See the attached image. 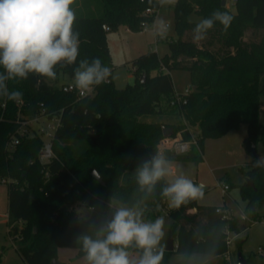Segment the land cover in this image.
Here are the masks:
<instances>
[{
	"label": "trees",
	"instance_id": "obj_1",
	"mask_svg": "<svg viewBox=\"0 0 264 264\" xmlns=\"http://www.w3.org/2000/svg\"><path fill=\"white\" fill-rule=\"evenodd\" d=\"M235 4L236 11L231 12L222 0H177L173 6L177 37L168 41L169 53L161 58L157 51L139 56L134 60L137 82L118 88L104 26L109 25V31L120 25L142 30L156 19V13L146 14V9L162 10L164 4L161 0H102L98 15L76 16L74 30L80 34L76 64L58 65L54 80L30 76L7 82L9 91L23 93V104L0 96V182L9 185V233L19 235L16 249L27 264H55L62 246L74 247L84 256L79 237L95 235L116 207L139 202L144 222L160 216L167 203L160 193L168 179L158 182L148 194L139 189L135 172L159 151L164 126L174 128L172 136L182 141L196 138L197 144L185 153L171 149L161 153L168 160L198 164L206 139L248 125L243 147L251 161L243 172L254 184L239 185L247 218L229 221L237 235L235 243L241 247L244 239L240 233L250 220L262 217L259 207L264 205V168L255 163L260 145L264 151V0H236ZM217 10L233 17L231 25L225 29L216 22L205 39L194 41L196 23ZM193 15L201 19L195 20ZM95 57L111 68L108 80L91 88L85 97L64 91L62 85L67 82L61 75L74 77L80 60ZM173 69L191 74V92L182 107L170 104L176 92ZM164 102L173 109L167 112L170 121L142 118L164 114ZM43 108L49 118H60L53 139L55 157L47 163L39 160L44 140L38 133L22 138L12 152L8 150L11 135L19 128L18 118L33 117ZM94 171L103 184L93 176ZM82 202L92 207L87 217L79 213ZM218 207L192 201L169 210L177 247L163 251L162 264H170L177 254L180 259L172 264H190L195 254L225 256V220ZM193 208L197 211L191 212ZM128 250L142 252L135 246Z\"/></svg>",
	"mask_w": 264,
	"mask_h": 264
},
{
	"label": "clouds",
	"instance_id": "obj_2",
	"mask_svg": "<svg viewBox=\"0 0 264 264\" xmlns=\"http://www.w3.org/2000/svg\"><path fill=\"white\" fill-rule=\"evenodd\" d=\"M75 0H0V96L13 102H22L23 93L9 91L10 80H27L40 76L54 80L58 65L76 64L79 56L80 34L74 30ZM174 0H161L171 3ZM233 17L227 12L214 11L202 18L193 28L194 41L205 39L208 30L219 22L227 29ZM169 25L163 20L155 22V35L163 38ZM111 68L99 57L80 60L74 68L77 89L90 90L108 80ZM256 166L264 168V159H257ZM172 174L170 161L157 151L143 161L135 172V179L142 192L151 194L158 182ZM160 195L169 207L179 209L192 201L204 198L202 184H196L185 175L176 177L163 187ZM144 210L139 202L133 206L116 207L95 235L79 237L86 264H162L165 220H142ZM142 250L138 258L130 256L129 248Z\"/></svg>",
	"mask_w": 264,
	"mask_h": 264
},
{
	"label": "rangeland",
	"instance_id": "obj_3",
	"mask_svg": "<svg viewBox=\"0 0 264 264\" xmlns=\"http://www.w3.org/2000/svg\"><path fill=\"white\" fill-rule=\"evenodd\" d=\"M177 0L171 3H164L162 10L157 15L158 19H163L169 23V30L167 37L159 42L156 48L155 36L152 26L142 30L132 31L127 33L124 25L108 31V42L112 59L114 63V70L112 77L118 88H124L127 85H134L137 82V75L135 74L134 60L142 54L151 51H157L161 57L169 53L168 41L177 37V31L174 22L173 6ZM71 7L75 10L76 16H92L98 15L102 8V0H75ZM227 7L231 12L236 11V4L234 0H227ZM195 20L201 19L198 15H193ZM157 71H152L155 74ZM176 92L183 93L185 89L191 87V74L185 69H173L170 71ZM62 81L74 82V77L68 75H61ZM75 83V82H74ZM20 105L22 102H18ZM173 109L167 107L164 102L162 111L164 114L152 115L142 117L148 121H168L169 116L167 112ZM21 117V116H20ZM22 117H26L23 115ZM171 120V119H170ZM169 120V121H170ZM50 125H57V121L47 117H43L39 122L34 123V127L39 129L41 127L52 131ZM248 135V125L242 124L236 129L230 130L227 134L220 137H210L206 139L204 144L203 159L198 164L193 160H169L171 163L172 174L167 176L168 181H172L176 175H185L192 179L196 184H202L206 187L204 189L205 195L201 200H197L199 204L203 205H222L228 203L234 212L239 215L245 208L246 201L242 198L240 193L241 184L248 179L243 169L249 168L251 156L245 151L243 141ZM259 152L264 154L262 145H260ZM218 180L229 183L232 187L230 195L223 196L221 188L218 186ZM8 189L9 185L2 181L0 182V264H27L16 249L17 240L13 233H9L8 226ZM169 207L166 203L160 216L165 220L164 237L161 240L160 247L163 251L166 248L168 238L172 230L173 219L169 216ZM260 213H264V205L259 207ZM79 213L83 216L90 215V209L79 207ZM249 229L241 235L244 239L241 247L234 242L230 246V260L225 261L223 256H210L205 254H195L191 257L190 264H238L239 253L248 261V264H264V218L259 221L250 220ZM22 223L19 224L21 228ZM247 236V237H246ZM132 258H138L140 254L137 251H131ZM74 247H59L58 261L61 264H86L84 256L78 253ZM180 255H174L170 264L178 261Z\"/></svg>",
	"mask_w": 264,
	"mask_h": 264
},
{
	"label": "built area",
	"instance_id": "obj_4",
	"mask_svg": "<svg viewBox=\"0 0 264 264\" xmlns=\"http://www.w3.org/2000/svg\"><path fill=\"white\" fill-rule=\"evenodd\" d=\"M236 2V0H234ZM160 12L159 9H155L153 7H148L145 11L146 14H153L156 13V18L158 13ZM155 22L156 19L153 21L152 24V30L155 34ZM169 25V23H167ZM144 29L147 28L149 25H143ZM104 29L109 31L110 26L105 25ZM129 29V28H128ZM167 37L164 36L161 38L158 35H155V42H156V48L159 45V42L163 41ZM62 89L66 92H76L79 97H85L89 95L92 89L87 90V91H82L76 88L75 83L72 82H67L62 85ZM191 92V87H188L185 89V92L179 93L175 92L174 98L171 100L170 104L171 106L175 107H182L184 104L187 103V95ZM43 106V103L41 104ZM43 117H48V114L45 110V108L42 109V111L38 114H36L33 117H19L17 120L18 127L15 133L11 135V138L8 143V150L12 152L15 150L16 146L19 145L20 141L22 138L32 135L34 133H38L39 135L42 136L44 143L43 146L41 147L39 151V160L43 163L50 162L54 157H55V152H54V147H53V139L55 137L56 130L60 124V118L58 116H54L50 119H54L57 121V125L53 126L50 125V128H52V131L47 130L44 127H41L39 129H36L33 125L36 122H39ZM192 144H197V139L193 138L192 141H182L179 139V137H174V136H165L159 145V151L163 152L164 150L171 149V151L181 154L188 152L190 150V147ZM218 186L221 188L222 193L224 196H226L230 190V185L226 183L225 181L218 180ZM79 207H85L91 209L92 207L87 203V202H82L80 203ZM217 211L222 214V219L225 220V225L223 228V231L226 234V242H227V247L228 251L225 253L224 258L228 261L230 260V246L234 242L235 239H237V235L230 229L229 221L234 218V217H242V218H247V215L243 209L242 213L237 215L231 208H228L225 206H219L217 208ZM2 214L0 213V217ZM261 218L254 219V221H259ZM143 220V218H142Z\"/></svg>",
	"mask_w": 264,
	"mask_h": 264
},
{
	"label": "water",
	"instance_id": "obj_5",
	"mask_svg": "<svg viewBox=\"0 0 264 264\" xmlns=\"http://www.w3.org/2000/svg\"><path fill=\"white\" fill-rule=\"evenodd\" d=\"M226 3H227V0H222V4H223V5H226ZM145 80H147V79H146V74L143 73V75L141 76V81L144 82ZM163 131H164V135H165V136H171V135L174 133V128H173V127L164 126V127H163ZM93 176H94L99 182H101L102 184L104 183L103 180H102V178H101V176H100L96 171L93 172ZM246 182L249 183V184H252V185L254 184L253 179H251V178H248V179L246 180ZM203 186H204V185H203ZM204 189H206L205 186H204ZM169 236H170V237L168 238L167 245H166V248H165L166 251H172V250H175L176 247H177V243H176V241H175V238H174V234H173V232H171ZM53 263H55V264H61V263L58 261V259H54V260H53ZM238 264H248L247 259L245 258V256L242 255V253H239V261H238Z\"/></svg>",
	"mask_w": 264,
	"mask_h": 264
},
{
	"label": "crops",
	"instance_id": "obj_6",
	"mask_svg": "<svg viewBox=\"0 0 264 264\" xmlns=\"http://www.w3.org/2000/svg\"><path fill=\"white\" fill-rule=\"evenodd\" d=\"M164 4V3H163ZM164 6V5H163ZM125 31L127 32V33H129V32H131V30L130 29H128L127 27H125ZM154 36H155V34H154ZM159 46V45H158ZM158 46H157V48H158ZM73 81V80H72ZM72 81H66V82H72ZM74 83V82H73ZM264 108V107H263ZM169 120H170V117H169ZM168 120V121H169ZM165 121V120H164ZM259 159H264V154H261V152L259 153ZM229 184V183H228ZM231 189V188H230ZM229 192H230V190H229ZM228 192V194L227 195H230V193ZM224 196V195H223ZM222 205H226V207H228V208H231L232 210H233V212H234V209L228 204V203H226V204H222ZM222 205H219V206H222ZM218 206V205H217ZM197 211V209L196 208H193V209H191V212H196ZM260 215L264 218V213L263 214H261L260 213ZM249 226L250 225H248V228L244 231V232H242V233H240V235H239V237L240 238H242L241 237V235L243 234V233H245V232H247L248 231V229H249ZM247 237V236H246ZM78 251V250H77ZM224 257V256H223ZM225 259V258H224ZM225 261H227L226 259H225Z\"/></svg>",
	"mask_w": 264,
	"mask_h": 264
}]
</instances>
